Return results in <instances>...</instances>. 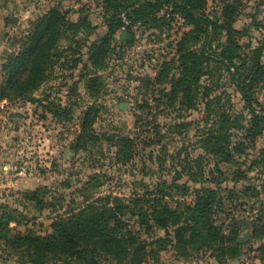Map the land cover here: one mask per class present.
I'll return each instance as SVG.
<instances>
[{
    "label": "rangeland",
    "instance_id": "rangeland-1",
    "mask_svg": "<svg viewBox=\"0 0 264 264\" xmlns=\"http://www.w3.org/2000/svg\"><path fill=\"white\" fill-rule=\"evenodd\" d=\"M123 2L124 8L118 0H0V216L15 217L8 223L12 235L45 236L58 218L107 195L128 203L166 181L169 205L185 211L194 206L196 189L211 186L221 200L216 227L226 236L233 224L240 227L237 257L224 256L219 245H176L174 227L151 222L149 229L128 215L130 229L148 245L141 262L136 255L123 264H264V0H191V7L188 0ZM56 5L66 20L46 55L45 81L34 90L24 83V91H8L10 60L29 45L35 52L39 40L30 41L36 25ZM200 15L216 29L198 22ZM206 47L213 59L227 53L225 62L206 63L195 107L187 109L165 94L180 76L181 49L202 57ZM162 71L166 77L159 82ZM88 110L96 139L80 141ZM221 114L257 135L252 143L243 139L245 129H232L230 162L207 154L202 143ZM112 137L132 139L131 160L118 156ZM241 140L245 148L235 151ZM191 162L196 178L183 171ZM173 182L189 186V193L169 188ZM190 218L184 217L189 225ZM97 259L116 264L104 254ZM25 263L21 252L0 240V264Z\"/></svg>",
    "mask_w": 264,
    "mask_h": 264
},
{
    "label": "trees",
    "instance_id": "trees-1",
    "mask_svg": "<svg viewBox=\"0 0 264 264\" xmlns=\"http://www.w3.org/2000/svg\"><path fill=\"white\" fill-rule=\"evenodd\" d=\"M188 2L191 7V0ZM118 6L125 7L123 0H118ZM58 9L59 6L56 5L36 25L34 36L30 41L31 44L33 41L39 40L37 46L34 45L35 52L33 53L32 47L31 50L29 49V45L24 48L22 53L20 52L18 56L10 60V77L6 85L8 91L17 88L16 92H22L28 83H31L32 87L25 89L34 90L45 81V73L50 63L46 55L51 52L54 44L61 37L66 20V14L60 13ZM194 9L197 8L194 7ZM197 21L208 24L212 31L217 27L216 22L211 21L206 15H200ZM207 31L205 30L204 33ZM93 48H95L94 56H101V49ZM207 50V47L203 48L202 57H200L192 51L181 49L180 76L174 82V89L165 94L173 101L180 98L181 104L187 109L195 107L200 78L206 74V63L225 62L224 58L227 53L223 54V59L219 57L213 59L209 57ZM97 53L98 55H96ZM232 64L230 61L227 66L231 68ZM29 66L31 67L27 69ZM165 77V73L162 71L158 81L164 82ZM236 84L247 107L251 109V102L245 89L240 86L238 81ZM95 120L91 110L85 112L82 123L84 135L79 136L80 141L86 138L87 141L95 138V135L90 134ZM232 129L239 131L245 129L246 135L243 139H250L252 143L257 138L256 134L249 135V129L243 127L239 121L221 114L218 126L209 129L206 138L202 140L206 153L216 158L220 157L222 162H230L233 157ZM114 139H117L115 145L118 148V156L123 153L126 162L131 160L133 157V153H130L132 152V139L130 137H112L108 140ZM243 147L245 148V144L241 140L234 146V149L239 151ZM193 163L196 164L195 166H200L199 161H193ZM193 163L184 165L183 171L196 178L198 173L194 171ZM180 176L179 174L178 177L180 178ZM166 187L168 188V183L164 181L157 190H147L144 195H134L128 203L122 202L119 197L114 195L101 197L98 201L69 214L68 217L55 220L52 224V232L45 236L37 235L32 231H28L26 234L18 232L16 235H12V229L8 227V223L14 221L15 217L10 212H4L0 216V240H6L12 249L21 252L25 258V264H47L53 260L74 261L76 264H102L97 259L98 254L106 255L116 264H123L136 255L141 257L139 260L141 262L143 256L147 254L148 244L142 242L140 237L130 229L129 223L124 219L129 215L140 218L142 225H149L153 222L155 226L166 230L169 227H174L176 245L187 246L196 242L206 244L211 248L219 245V250L223 252L224 256L228 255L230 258L238 256V245H234V243L238 238L239 225L233 224L230 236H226L214 224L213 215L216 212L214 209L221 202L216 190L211 186L204 185L196 189L194 206L185 205V211H181L173 209L169 205L167 198L170 194L166 191ZM169 188H182L184 194L189 193L190 190L189 186L179 187L175 182L171 183ZM230 193L232 192L230 191ZM26 197L29 200L37 198L33 194H27ZM145 206H147L146 209ZM186 214L191 216V225L184 221ZM150 228H153L151 224ZM187 234H190L188 239L186 238ZM255 235L261 236V231H255ZM107 264H111L110 261Z\"/></svg>",
    "mask_w": 264,
    "mask_h": 264
},
{
    "label": "water",
    "instance_id": "water-1",
    "mask_svg": "<svg viewBox=\"0 0 264 264\" xmlns=\"http://www.w3.org/2000/svg\"><path fill=\"white\" fill-rule=\"evenodd\" d=\"M125 106H127V105L121 104V105H120V109H123ZM245 238H246V236H244V237H240V238L238 239V242H239V243H242L243 241H245Z\"/></svg>",
    "mask_w": 264,
    "mask_h": 264
},
{
    "label": "built area",
    "instance_id": "built-area-1",
    "mask_svg": "<svg viewBox=\"0 0 264 264\" xmlns=\"http://www.w3.org/2000/svg\"><path fill=\"white\" fill-rule=\"evenodd\" d=\"M24 172V171H23Z\"/></svg>",
    "mask_w": 264,
    "mask_h": 264
}]
</instances>
